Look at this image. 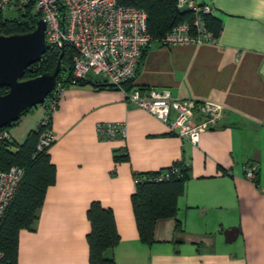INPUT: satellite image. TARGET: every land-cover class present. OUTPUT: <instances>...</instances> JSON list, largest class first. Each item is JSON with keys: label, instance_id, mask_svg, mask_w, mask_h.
Instances as JSON below:
<instances>
[{"label": "crops", "instance_id": "0c3cea01", "mask_svg": "<svg viewBox=\"0 0 264 264\" xmlns=\"http://www.w3.org/2000/svg\"><path fill=\"white\" fill-rule=\"evenodd\" d=\"M201 1L222 22L217 41L175 47L152 42L131 87L219 103L225 107L222 124L194 146L120 90L68 87L50 126L55 184L33 230L19 233L17 264H90L87 212L95 202L114 214L120 239L106 253L114 264H264V0ZM44 114L41 106L24 116L10 131L13 141L23 144ZM104 124L122 125L125 136L102 138L98 128ZM179 162L190 172L177 216L158 220L148 245L133 208L135 178ZM254 166L256 182L246 178ZM232 228L238 238L227 243L225 232Z\"/></svg>", "mask_w": 264, "mask_h": 264}, {"label": "built area", "instance_id": "2783aa9c", "mask_svg": "<svg viewBox=\"0 0 264 264\" xmlns=\"http://www.w3.org/2000/svg\"><path fill=\"white\" fill-rule=\"evenodd\" d=\"M29 2H34L35 11L46 23L48 49L61 51L68 47L72 51L70 65L64 70L61 68L55 89L42 105L45 114L38 127L41 131L38 152L52 145L53 115L67 85L79 81L101 79L104 84L122 91L129 103L166 124L171 134L194 146L198 145L203 133L222 124L225 107L219 103L175 98L166 89H128L137 75L144 51L153 42L148 30V16L143 10L121 5L117 0H0V12L16 3L23 8ZM176 7L180 12L191 14L193 19L174 27L159 41L160 45L175 47L217 41L206 24V18L213 15L211 4L201 0H177ZM98 132L104 139L125 136L124 128L119 124L100 125ZM9 139L10 131L0 130V143ZM257 170L256 166L248 169L246 178L256 182ZM24 176L22 167L12 166L7 170L0 167V222ZM0 264H4L1 253Z\"/></svg>", "mask_w": 264, "mask_h": 264}, {"label": "trees", "instance_id": "16d2710c", "mask_svg": "<svg viewBox=\"0 0 264 264\" xmlns=\"http://www.w3.org/2000/svg\"><path fill=\"white\" fill-rule=\"evenodd\" d=\"M19 2V0H15ZM121 5L133 6L143 10L148 16V30L153 42H159L177 25L188 21L193 16L180 12L176 7L177 0H117ZM20 17L4 18L0 12V35L26 34L34 30V20L40 18L35 11L34 2L19 8ZM206 18L207 28L215 37L222 30V22L216 18ZM147 50V49H146ZM146 50L143 53L142 60ZM60 51L48 49L43 59L31 66L23 80L51 73L58 62ZM72 51L67 47L62 61L64 70L71 63ZM141 60V62H142ZM93 85L97 88L111 87L95 81H79L71 86ZM132 83L128 85L131 89ZM113 88V87H112ZM8 92L7 88L0 89V95ZM24 114L21 119L29 114ZM21 119L5 129L16 126ZM41 131H31L23 144L19 145L13 139L0 143V167L4 170L12 166L25 169V176L20 188L10 205L5 218L0 222V253L4 264H17L18 240L21 230H33L38 219V212L43 207L46 193L55 184L56 169L52 165L48 149L37 151ZM117 161L125 160L116 158ZM190 168L183 162L175 163L171 167L157 172L139 174L136 176V190L132 197L133 208L141 241L151 245L154 241V227L158 220L177 216L178 199L185 192V185L189 178ZM162 178V180H161ZM91 232L87 236L89 244L90 264H114L113 257H107L119 242V234L115 225L114 214L105 209L100 203H92L88 212ZM178 225H180L178 223Z\"/></svg>", "mask_w": 264, "mask_h": 264}, {"label": "water", "instance_id": "95a60500", "mask_svg": "<svg viewBox=\"0 0 264 264\" xmlns=\"http://www.w3.org/2000/svg\"><path fill=\"white\" fill-rule=\"evenodd\" d=\"M47 50L46 23L41 18L34 20V30L30 33L0 35V89H8L6 94L0 95V130L17 123L33 108L42 106L55 89L65 48L60 51L51 73L23 80L27 69L39 63ZM225 236L227 243L235 242L238 229L227 230Z\"/></svg>", "mask_w": 264, "mask_h": 264}, {"label": "rangeland", "instance_id": "374dc122", "mask_svg": "<svg viewBox=\"0 0 264 264\" xmlns=\"http://www.w3.org/2000/svg\"><path fill=\"white\" fill-rule=\"evenodd\" d=\"M20 14H21V13H20V11L18 10V8H17L16 6H14V4H12V5L8 8V10L5 11V12L3 13V16H4V18H7V19H14V18H18V17H20ZM40 107H41V105H39V106L33 108V110H32L31 112L35 111L36 109H40ZM14 127H15V126L10 127V128L8 129V131H11ZM18 138H19V137H18Z\"/></svg>", "mask_w": 264, "mask_h": 264}]
</instances>
